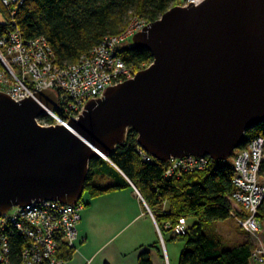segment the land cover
<instances>
[{"label": "water", "instance_id": "water-1", "mask_svg": "<svg viewBox=\"0 0 264 264\" xmlns=\"http://www.w3.org/2000/svg\"><path fill=\"white\" fill-rule=\"evenodd\" d=\"M131 38L153 61L89 100L78 120L39 125L58 102L47 89L17 102L0 92V215L76 204L89 161L107 160L130 129L153 160L222 162L264 123V0L176 6Z\"/></svg>", "mask_w": 264, "mask_h": 264}, {"label": "trees", "instance_id": "trees-1", "mask_svg": "<svg viewBox=\"0 0 264 264\" xmlns=\"http://www.w3.org/2000/svg\"><path fill=\"white\" fill-rule=\"evenodd\" d=\"M183 4V0H26L17 8L13 20L24 40L43 37L55 52L57 62L65 65L90 52L105 36L121 34L131 17L152 23L170 8ZM12 27L7 11L0 3V38ZM119 56L127 66L136 70L153 61L149 51L135 48L132 44L120 49ZM39 120L47 125L54 122L49 116ZM256 137L264 138V123L245 132L240 148ZM136 138L137 134L130 129L125 141L115 147L107 160L98 157L89 161L84 192L79 201L83 208L86 206L85 194L96 198L134 186L152 212L161 233L171 232L172 226L180 219L195 218L187 226L185 235L175 237L184 242L178 264H251V253L259 247L251 243L252 235L240 228L246 240L227 247L219 234L207 231L209 224L233 217L231 211L234 207L230 202L234 175L232 164L210 159L207 170L164 178L169 161L142 160ZM100 180H105V183H100ZM166 206L167 212L164 211ZM257 212L259 223H264V200ZM164 223H169L170 228L165 229ZM11 234V256L16 257L23 249L24 241L16 232ZM259 235L261 237L260 232L254 238ZM72 252L73 249L62 245L58 251L59 260H69ZM137 262L152 264L149 251L142 252Z\"/></svg>", "mask_w": 264, "mask_h": 264}, {"label": "built area", "instance_id": "built-area-1", "mask_svg": "<svg viewBox=\"0 0 264 264\" xmlns=\"http://www.w3.org/2000/svg\"><path fill=\"white\" fill-rule=\"evenodd\" d=\"M25 1L0 0L13 25V29L0 38V92L6 93L15 102L28 99L42 89L54 92L58 102L54 111H46V116L54 120L48 126H63L70 119L78 120L89 100L102 98L106 88L132 79L139 70L149 66L142 65L136 70L127 66L119 56V45L148 26L149 22L140 18H134L121 34L105 36L76 62L59 64L51 45L43 37L24 40L16 27L13 16ZM200 1L183 0L181 6L192 2L196 5ZM138 148L142 160L152 159ZM231 157L234 168L230 199L234 211L231 213L236 224L246 234L255 237L261 227L257 211L264 200V138H254L243 148L234 150ZM209 160L208 157L171 159L164 178L188 171L207 170ZM133 189L149 216L155 219L139 192ZM83 209L79 202L65 206L56 201L10 208L0 215V264H63L58 251L62 245L74 250ZM154 223L160 235L155 220ZM185 223L184 219H180L172 226L174 237L186 234ZM163 227L168 229L170 224L166 223ZM12 231L24 241L23 249L16 257L11 256L9 245ZM250 257L252 264H264V247H256Z\"/></svg>", "mask_w": 264, "mask_h": 264}, {"label": "crops", "instance_id": "crops-1", "mask_svg": "<svg viewBox=\"0 0 264 264\" xmlns=\"http://www.w3.org/2000/svg\"><path fill=\"white\" fill-rule=\"evenodd\" d=\"M84 202L86 206L80 214L75 248L63 264H138V256L144 251H149L152 264H178L184 242L171 232L159 235L155 219L149 216L133 188H122L96 198L87 197ZM167 210L168 206L164 208L165 212ZM194 221L191 217L185 224L188 226ZM207 231L219 234L216 222L209 224ZM260 234L261 237L251 238V243L264 247L262 226ZM235 237L230 235L231 241L225 245L221 236L227 247L244 242L237 235Z\"/></svg>", "mask_w": 264, "mask_h": 264}, {"label": "rangeland", "instance_id": "rangeland-1", "mask_svg": "<svg viewBox=\"0 0 264 264\" xmlns=\"http://www.w3.org/2000/svg\"><path fill=\"white\" fill-rule=\"evenodd\" d=\"M134 18L131 17L128 21V24L133 20ZM132 44V38L128 41H126L125 43H122L119 45V49H125L127 48L129 45ZM39 125H43V126H48L45 122H43L42 120H37ZM171 161V160H170ZM226 164L231 165L232 164V157L223 161ZM100 183H105V180H100ZM106 185V184H105ZM83 200H87V195H83ZM261 226L264 228V223L260 222ZM217 225V231H219L220 236H223L225 239V245H227L226 243H229L231 240L229 239L230 235L235 237L236 235L238 237L241 238V241H245V239L247 238L246 235H244L240 229V227L238 226V224H236V221L234 220L233 217H230L222 222H216ZM264 235V234H263ZM236 238V237H235ZM237 240V239H236ZM181 244H183V242H180Z\"/></svg>", "mask_w": 264, "mask_h": 264}]
</instances>
